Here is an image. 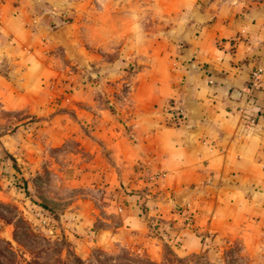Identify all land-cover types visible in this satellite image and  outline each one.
Listing matches in <instances>:
<instances>
[{
    "label": "crops",
    "instance_id": "crops-1",
    "mask_svg": "<svg viewBox=\"0 0 264 264\" xmlns=\"http://www.w3.org/2000/svg\"><path fill=\"white\" fill-rule=\"evenodd\" d=\"M146 2L156 27L115 43L117 0H0V110L109 148L121 243L153 258L223 234L264 246V0ZM64 73L85 86L58 93Z\"/></svg>",
    "mask_w": 264,
    "mask_h": 264
},
{
    "label": "rangeland",
    "instance_id": "rangeland-1",
    "mask_svg": "<svg viewBox=\"0 0 264 264\" xmlns=\"http://www.w3.org/2000/svg\"><path fill=\"white\" fill-rule=\"evenodd\" d=\"M146 1L117 0L112 5L115 43L126 33L156 27L155 5ZM67 15L52 20V29L69 24ZM75 49L70 56L76 61ZM85 83L64 73L54 88L70 93ZM58 132L44 129L43 115L0 110V264L264 263V246L253 250L238 234H223L188 253H176L164 243L156 258L111 237L109 230L118 223L108 208L109 148L96 149L92 140L84 145V133L62 140ZM152 231L171 240L166 227L152 226Z\"/></svg>",
    "mask_w": 264,
    "mask_h": 264
},
{
    "label": "built area",
    "instance_id": "built-area-1",
    "mask_svg": "<svg viewBox=\"0 0 264 264\" xmlns=\"http://www.w3.org/2000/svg\"><path fill=\"white\" fill-rule=\"evenodd\" d=\"M263 42H264V37H263ZM260 72H261V68L260 67L255 68L252 71V78L255 80L258 77V75L260 74ZM178 111H181V109H178ZM44 219H45V217H44Z\"/></svg>",
    "mask_w": 264,
    "mask_h": 264
},
{
    "label": "water",
    "instance_id": "water-1",
    "mask_svg": "<svg viewBox=\"0 0 264 264\" xmlns=\"http://www.w3.org/2000/svg\"><path fill=\"white\" fill-rule=\"evenodd\" d=\"M67 25V24H66ZM62 27V26H61ZM61 27H59V28H55V29H57V30H59Z\"/></svg>",
    "mask_w": 264,
    "mask_h": 264
},
{
    "label": "trees",
    "instance_id": "trees-1",
    "mask_svg": "<svg viewBox=\"0 0 264 264\" xmlns=\"http://www.w3.org/2000/svg\"><path fill=\"white\" fill-rule=\"evenodd\" d=\"M150 264H153V263L150 261Z\"/></svg>",
    "mask_w": 264,
    "mask_h": 264
}]
</instances>
